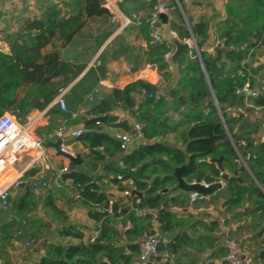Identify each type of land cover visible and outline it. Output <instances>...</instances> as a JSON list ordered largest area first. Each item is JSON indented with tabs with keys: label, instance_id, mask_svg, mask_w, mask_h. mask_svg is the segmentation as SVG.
<instances>
[{
	"label": "trees",
	"instance_id": "trees-1",
	"mask_svg": "<svg viewBox=\"0 0 264 264\" xmlns=\"http://www.w3.org/2000/svg\"><path fill=\"white\" fill-rule=\"evenodd\" d=\"M135 1L138 0H125L121 5L122 11L126 14L132 11L136 13L137 9L132 6ZM169 2L177 8L175 0ZM179 2L184 8L182 0ZM104 3L105 0H59V3L45 8L40 16L25 20L18 31L6 32L3 41L9 47V53L0 48V116L7 111L18 110L25 123L31 112L45 110L60 94L46 87L52 79L72 75L67 83L55 85L61 89L85 70V66L76 68L69 62H63L57 49L49 53H44V50L52 46L55 40L71 44L89 20L108 18L109 11L103 7ZM156 4L157 0H150L147 7L154 11ZM226 15L230 20H221L215 27L216 39L222 45L216 47L213 53L204 47L212 36L211 23L203 19L191 25L202 64L194 62L198 56L196 51L182 56V77L170 99L160 94L155 86L136 81L124 89L104 93L94 103L89 102L87 95L107 75L103 57L102 63L100 61L98 67L90 68L65 95L67 112H62L58 106L50 109L49 113L54 119H66L68 126L83 127L81 136L74 141L88 149L89 153L84 158L90 170L81 172L78 165L71 163V171L65 175V179L73 180L79 198L89 209L90 217L101 225L95 241L84 242L83 233L77 226L66 225L68 217L58 208L56 193H50L44 199L43 207L62 225L60 236L80 242L46 244V254L38 264H132L134 257L140 254L141 240L151 232L154 213L160 233L168 240L159 249L160 254L168 255V263L171 261L169 257H172L176 259L175 264H184L182 254L189 257V249L199 251L206 242L208 248L214 250L212 258L225 257L229 249L218 247V238L210 235L219 229L218 221L208 225L193 215L180 217L172 211L176 206L185 207L189 201L184 192L179 193L182 190L178 187L177 170L189 183L204 180L212 185L224 180L226 187L220 193L225 197L228 211L242 207L249 198L254 206L253 212H260L257 219L263 226L264 141L261 142L258 135L264 128V90L258 91V97L248 102L254 110H262L253 122L249 120L251 112L232 115L225 105H235L236 90L247 82L255 89L253 75L263 69H253L251 66L256 50L264 47V0H227ZM137 28L146 41V50L142 53L141 49L122 39L113 58H125L133 72L139 71L145 64H153L161 77L167 83L171 82L174 76L164 57L172 51V47L167 43L154 46L148 24ZM172 29L181 40L192 37L183 22H174ZM55 64L59 66L53 74L37 83L39 76ZM20 89L27 90L20 95ZM82 108L86 109L85 114L73 118V114ZM117 109L142 123L145 126V141L152 143H142L124 153L120 142L104 129L131 131L129 121H120L118 116L113 115ZM170 113L178 114L179 120L174 121ZM182 128H187L182 134L183 148L161 141L154 142ZM49 143L46 145L49 146ZM220 158L224 168L229 167L235 173L240 166V171L244 173L245 167L240 163L242 158L258 184L252 181L253 186H243L236 180L225 179L213 161ZM102 166L103 170L98 176L89 174ZM112 186L121 192L129 191L131 195L126 197L131 198L130 202L111 199L112 195L107 193V189ZM30 195L28 190L26 198L29 199ZM138 198L140 202H137ZM111 201L114 202L112 213L109 212ZM17 210H25L23 201ZM139 212L145 213L140 216ZM118 224L124 227L123 232L118 229ZM201 229L207 234L200 233ZM160 259L159 256L156 260ZM186 264H197V260L192 258Z\"/></svg>",
	"mask_w": 264,
	"mask_h": 264
},
{
	"label": "crops",
	"instance_id": "crops-1",
	"mask_svg": "<svg viewBox=\"0 0 264 264\" xmlns=\"http://www.w3.org/2000/svg\"><path fill=\"white\" fill-rule=\"evenodd\" d=\"M106 1H108V0H105V2ZM168 1L169 0H157L156 6L160 2L167 3ZM21 2H23V1H21ZM21 2L16 1V2L11 3V4H17V5L21 6L22 5ZM56 3H59V0H57ZM149 3H150V0H138V1H135L132 6H133V8L135 7L137 9L136 13L140 14L141 17L145 18V17H148L150 15V13L153 11L152 9L147 7ZM182 3L184 5V8H183L182 5L180 4L182 11H183V14H184V15L182 14V17H180L178 15V11H177L178 6H177V8H173V9L171 7H169L171 9L169 10L168 15L170 17L169 23H170L172 33H174L178 36V34L172 29V25L174 22H177V23L183 22L187 28L189 25V27L191 29L192 24H196V23H198L204 19V20L211 23L212 29H213L211 39L205 43L204 47L209 52L213 53L214 49L216 47H218L219 45H222L221 42H219L216 39L215 27L219 21L228 19L227 15H226L227 0H182ZM31 4H32L31 1H28V5L23 8L25 13L28 15L27 19L32 18V17H36V16H40V13H41V12H37L34 14L32 7H30ZM169 4H170L169 6H173L172 3L169 2ZM141 6H143V8ZM155 7H154V9H155ZM119 9L122 11V6ZM131 9H132V7L130 8V10ZM132 13H135V12L132 11L129 14H132ZM173 13H175V14H173ZM30 14H33V15H30ZM98 19H101V18H98ZM108 19H109V17H108ZM2 21L3 20L0 18V44L2 45V48H3L1 50L5 53H9V47L3 41L4 40L2 37L3 35L1 33L2 32L1 27L3 26ZM7 22L9 23L10 20L8 19ZM109 22H110V19H109ZM187 23H188V25H187ZM23 24L24 23H22V25ZM10 31L13 32L14 30H12V27L10 25L6 26L4 29L5 35H7L6 32H10ZM117 31H116V34H112L111 37L106 41L104 46L100 49L99 53H102L108 46H110L116 40L118 35H122V34H126V33L129 34L132 31L136 32L134 38L139 42V44H141L142 46H145V48L147 47L146 41L144 40V37L142 36V34H140L137 27L132 26L126 30L117 29ZM131 38H133V36ZM181 41H185V40H181ZM53 49L54 48H51V46H48L44 50V53H49ZM256 51L257 52H256V55L254 57V62H253L251 67L253 69H258L260 67L263 69L261 71H259L258 73H254V75H253L254 80H255V84H256L255 90H257V88H256L257 86L261 87V90H264V47L261 49H258ZM172 52H173V48H172ZM61 58H62V54H61ZM116 65H119L122 68L129 66L126 61L122 60L121 62L115 63L111 68H113ZM93 67H95V66L93 65ZM89 69H90V67L86 68V70L82 74V77L85 75V73ZM170 70L172 72L171 67H170ZM110 71H112V70L110 69ZM126 79L128 80V82L131 81V79L129 77H126ZM169 83H167L161 77V82H160V85L158 87L160 94L164 91V89L168 86ZM70 89H71V87L65 91L66 92L65 95L68 93V91ZM167 99H170V98H167ZM50 109H51V104H50V107L46 108L43 111L35 110V112H33V113L31 112L32 118L35 117V119L37 120V123L35 126H37L39 128V127H46L49 125V122L46 120V118H48V112L50 111ZM230 109H231V112L229 113L228 110H227V112L229 114H232V115H238V113H240V112H242L244 114H248V113H246L245 108L237 107L236 105L231 106ZM255 110H257V112H256L257 114L259 112L261 115L262 110L260 108H256ZM255 110L253 108V112ZM113 115L118 116L120 121H124V120L129 121L130 125H131L132 120L134 119L133 117H131L129 115V113H127L121 109L115 110L113 112ZM176 116H177L176 120H174V121L179 120L178 114H176ZM37 127H36V129H37ZM68 127H72L74 129H83L82 125H80V126H68ZM104 129L107 132H109L112 136H115L118 133L125 132V131L118 129V128H107V127H105ZM186 130H187V128H182L179 130V131H181V141L179 140L180 136L179 137L177 136L179 139H177L175 142L168 141V139H167L168 137H166L167 136L166 135L163 138H159V139L154 140V142H160L161 141V142H163L169 146H175V147L183 148L184 142H183V135L182 134ZM178 132H176V133H178ZM170 134H173V133H170ZM170 134H168V135H170ZM263 135H264V128L262 129V131L258 135V138H260L261 142H263V139H262ZM71 141H73L75 144L74 145H68L70 151L75 153L76 155L79 154L83 160V161L81 160V164L78 166V169L81 172L87 173L88 170H90V169H89L88 164H87V159L84 158V156L87 153H89V151L81 143L75 142L74 140H71ZM142 143L147 144V143H152V142H146L145 139L141 140V141H134L130 144L129 148L126 151H124V153H127V152L133 150L134 148L138 147ZM74 147H77L78 150L75 151ZM48 148H49L48 149L49 158L51 159V162L56 167L55 172H52L51 175L57 174L58 170H60L63 167H70L71 166V162L66 157H64L62 155H58L56 152V149L53 146L50 145V147H48ZM29 161H30V158L27 155H24L19 168L23 169ZM208 162H210V160H208ZM242 164L245 167V171H246L244 173H242L240 171L241 170L240 168H237L235 173L231 172L229 167L224 168L225 173L230 175V178H231L230 180H236L239 183V181H238V179H239L242 181L243 184H241V183L240 184L243 186L252 185V181H254L255 183L258 184V182L256 181L255 177L253 176V173L251 172L248 165L245 166L244 161H242ZM238 167H240V166H238ZM102 170H103V166L101 168H99L97 171L89 173V174L93 175V176H98L99 174H101ZM70 171H71V167H70ZM237 172H238V174L236 175ZM65 175L66 174L62 175V180L64 181V185H65L63 188L57 189V188H55V185L52 184L50 191L49 190H38L36 192H39V191L41 192V194L43 196L42 197L43 201L47 197V195H49L50 193H56L57 206L68 217V223H66V225L77 226L79 228V230L83 233V236H84L83 241L89 242V241H91L92 238H97L99 236L100 232L97 231V229L100 227L101 224L96 222L95 220H93L90 217L89 209L82 203L81 198H79V192L76 188L75 183L71 179H65ZM127 184L128 183H126L125 185H127ZM225 187H226V182H225L223 189ZM223 189L217 191L215 194H213L211 196H206L204 200L210 201L214 196L219 194L220 191H222ZM107 190H108L107 193L112 195L111 199H114L117 201L124 199V200H126V202H130L131 198L126 197L125 194L123 192H121L116 186L115 187H113V186L109 187ZM27 191H28V189L21 188V189H16L15 191L11 192V199H10V203H12L11 208H12V205L14 203H17V207H18L19 204L21 203V201H23L25 209H31L34 206V201L26 198ZM46 191H49V193H44ZM102 191H104V188ZM36 192H32V193H36ZM179 193L183 194L182 191ZM184 195L187 196L189 199L188 204L185 207H177V206L173 207L172 208L173 212L178 213L180 217H186L187 215H193L195 219H198V218L203 219L208 225H210L214 221H218L220 224L219 229L213 233H210V235L218 238V241L216 242V245L218 247L223 246L225 248H228L229 251L235 250L240 257L249 256L253 260L252 264H264V235L263 234L261 235V230H262V227H264V224H263V226L261 224H259L257 217L260 215V212L259 211L253 212L254 206H252V203L249 200V198H246V200L243 203V206L240 208H234L231 211H228L227 207H225L227 209V213H225V211L222 210V212H224V217H225V220H223L224 222L222 225L221 221L214 219V216H213L214 213H213L212 209L200 208V209L195 210V211H193L192 209H189L188 208L189 206L190 207L193 206L190 202L191 193H184ZM225 206H226V203H225ZM11 208H10V211L7 213H0V218H1L0 219V257L4 260L5 264H38L41 257H43L46 254L45 247H43L42 245L36 246L35 242H31V244H32V248H30V249H32L31 254L21 256L23 254L19 250H17L15 244H17V242H18V238L21 239V238L25 237L24 238L25 240H23L22 244H24V246L26 247L27 238L25 236V231L21 229L22 225H24V222H23V220H21V222L17 221V218H19V216L16 215L17 214L16 210H13ZM144 213L145 212H139L138 214L140 216H142V215H144ZM153 215H154V217H153V220H151V224L153 227L157 226L159 229V223L157 220V215L155 213ZM50 219H51V222L49 223L50 225L48 226V228L51 227L53 233H54V231H58L59 229L61 230L62 225H60L55 220L56 218L51 214H50ZM53 219H54V221H53ZM17 227H19V229L17 230V234L12 233L11 230L13 228H17ZM117 227L122 232L124 231V227L122 226V224H118ZM153 227H152V229H153ZM20 230L23 231V233H24L23 236H18V232ZM60 230L58 232H60ZM219 231H221V232L218 233ZM200 233L207 234V232L204 231L203 229L200 230ZM56 234H57V232H56ZM145 236L143 237V239L145 238ZM57 238H59L58 241H60V242L54 243L53 240H56ZM143 239L141 240V242L143 241ZM79 242H80L79 240H76L73 238L58 237L57 235L55 237V235H54V238L51 240L50 243L64 244L65 245V244H69V243L77 244ZM141 242H140V244H141ZM189 251H191V250L189 249L187 251V254L189 253V257H185V253H183L181 256L182 259L185 260L184 264H186L187 261L192 259V258H195L197 260V264H228L225 261L226 256L223 258H220V259L212 258L211 255H212L214 250L208 248V242H206L204 248H202L199 251H195V250H192L191 252H189ZM3 253H6V255ZM4 257H6L7 259H5ZM160 257L162 259L165 257L167 264H175L174 260H176V259H174L172 257H169V259L171 261H170V263H168V261H167L168 255L167 254H160ZM136 261H138V262H136ZM156 261H158V260L151 261L148 264H153ZM132 264H140L139 255L134 257Z\"/></svg>",
	"mask_w": 264,
	"mask_h": 264
},
{
	"label": "built area",
	"instance_id": "built-area-1",
	"mask_svg": "<svg viewBox=\"0 0 264 264\" xmlns=\"http://www.w3.org/2000/svg\"><path fill=\"white\" fill-rule=\"evenodd\" d=\"M124 1L125 0H108L104 3L103 7L109 11L110 23L120 30H126L132 26L140 27L146 23L150 27V33L153 39L152 44L161 41V38L157 35L159 29L158 25L161 23L160 14H168L169 10L174 7L170 6L171 8H169L167 3L160 2L155 7L154 11L151 12L148 17L144 18L138 13L126 14L121 11L119 8ZM175 2L177 6H180L178 0H175ZM189 28L188 25V29ZM187 41L190 42L193 51L198 50L200 54L198 44L195 43L192 37L187 39ZM171 55L172 51L166 53L164 57L165 60L168 61ZM99 65L100 61L97 66ZM150 75H155L159 81L156 83L152 82V76ZM126 77H129L131 81L128 82ZM136 81H143L158 88L161 82V75L153 64H146L137 72H133L130 66L122 68L119 65H116L112 68L111 73L100 79L98 85L87 95L86 99L89 102L94 103L102 98L104 93L114 89H123L130 83ZM65 93L66 92H63L58 95L51 104V107L58 106L62 112H67L68 109L65 100ZM258 95L259 92L253 89L248 82L243 87L236 90L237 98L243 96L245 106H250L248 104L249 100L258 97ZM29 116L25 123L22 122L20 111L18 110L7 111L0 116V213H7L10 211V197L13 189L26 188L31 192H36L38 190H50L52 184L55 185V188L60 189L65 186L64 181L62 180V175L70 172V167H63L58 170L57 174L51 175L52 172H55L56 167L51 162L49 156H47L43 141L35 134L37 120ZM76 116L77 114H73V118ZM221 119L225 125L223 116H221ZM131 127L132 129L130 132L118 133L114 136L115 139L120 142L122 151H126L132 142L145 139V126L142 123L133 119ZM81 134L82 129L61 126L55 133L48 136V142L56 143L60 140L61 152L68 153L75 157L76 154L70 151L67 143L71 140L78 139ZM262 139L264 141V135ZM56 152L60 155L57 150ZM24 155H27L30 158V161L23 169H20L19 166ZM68 160L70 161V159ZM242 161L244 160L241 158L240 163H242ZM219 182L224 185V180H220ZM200 183L205 187L211 185L204 180ZM123 193L125 196L131 195L129 191ZM204 197L205 196L196 193H191L190 202L193 205L198 199ZM140 201L141 199L138 198L137 202ZM113 203V201L110 202L109 212L111 213ZM21 220L22 219L17 218L18 222H21ZM23 234L22 230L18 232V236H23ZM91 241L94 242L95 238H92ZM167 242V238L160 233L158 227H153L151 232L145 236L140 244V264H148L151 261H155L160 256V247ZM26 247L31 248V242H27ZM225 261L228 264L253 263L252 258L249 256L240 257L235 250H230L228 252ZM0 264H5L1 257Z\"/></svg>",
	"mask_w": 264,
	"mask_h": 264
},
{
	"label": "rangeland",
	"instance_id": "rangeland-1",
	"mask_svg": "<svg viewBox=\"0 0 264 264\" xmlns=\"http://www.w3.org/2000/svg\"><path fill=\"white\" fill-rule=\"evenodd\" d=\"M16 1L18 2L23 1L21 2L22 5L19 6L17 4H11ZM21 1L20 0H0V18L3 20L2 21L3 26L1 27L2 28L1 33L3 35L2 36L3 39L6 38V35L4 32V29L6 26L10 25L12 27V30H14L13 32L18 31L22 27V23H24V21L28 17V15L23 10V8L28 5V1H31L32 3L30 7H32L34 14L37 12H42L43 10H45V8H47L50 5L56 4L57 2V0H28V1L21 0ZM177 11H178V15L182 17L183 11H182L181 6H178ZM30 15H33V14H30ZM8 19L10 20L9 23L7 22ZM117 29H118L117 27H115L109 22L108 18L91 19L87 22V25L85 26L83 31L76 36V38L71 44L66 45L60 40H55L51 48L59 50L62 54V61L69 62L73 67H76V68L80 66H85L86 68L88 67L93 68V65L95 67H98L97 66L98 62L101 61L103 57H105L107 74H109L111 72L110 69L112 70L111 67L115 63L121 62L122 60L127 62L125 58H119V59L113 58L114 52L119 48V43L122 39L126 41L127 43H129L131 46H134L137 49H141L142 53L147 48L139 44V42L134 38L136 32L132 31L129 34L126 33V34L118 35L116 40L110 46H108L102 53H99L100 49L104 46V44L111 37V35L116 34ZM104 36H106V39L102 43H100L101 40H103ZM132 36L133 38H131ZM0 48L3 49L2 45L0 46ZM58 66L59 64H55L50 69H48L46 72L41 74L37 80V83H40L42 79L46 77H50L53 74V72L58 68ZM84 71L78 77L74 78L71 81V83H69L64 88L59 89V86H55V85L61 82L62 84L67 83V80L71 79L72 77L71 74H69L67 77H60V78L52 79V81L46 87H48L52 92L59 91L58 93L61 94L65 92L67 89H69L70 87H73V85H75L76 83H78L79 80L82 78V74L84 73ZM256 88L258 91L261 90V87L259 86H257ZM26 90L27 89H20L18 92L20 95H23ZM53 101L50 104H52ZM50 104L47 106V108L50 107ZM85 110H86L85 108H82L76 114L83 115L85 114ZM256 112L257 110H255L254 112L253 111L251 112V115H249L250 121L253 122L257 119V117H259L260 113L258 112L257 114ZM32 113L30 114L29 117H32ZM170 116L172 117L173 120H176L177 116L175 113H170ZM46 120L49 122V125L46 127H39V128L36 126L37 129H35V134L37 137H39L43 141V145H44V148L46 149L47 156H49L48 147H50V145L49 146L46 145L48 143V136L52 133H55L59 127L68 126L69 121L66 119H54L49 112H48V118H46ZM177 136L178 137L180 136V139ZM166 137H168L167 138L168 141H171V142H175L177 139L181 141V131H179L178 133L167 135ZM67 144L74 145L75 143L73 141H70ZM74 150L77 151L78 148L74 147ZM224 185H225V181H224ZM15 190L16 189H13L11 192ZM49 191H46L44 193H49ZM42 197L43 196L40 191L36 193L31 192L29 199L34 201V206L31 209H25L22 212H20L17 210L18 209L17 203H14L11 209L16 210L17 212L16 215H18L19 218H21L24 222V225H22L21 229L25 231L27 242H35L36 246L42 245L43 247H45L46 244L51 242V240L54 238V235L55 237L56 235L58 237H61V236H60V233L58 232L60 229L58 231H54L53 233L51 227L50 229L48 228V226L50 225L49 223L51 222V219H50L51 213L43 207ZM204 199L205 197L202 199H198V201L195 202L193 206L191 207L187 206V207L189 209H192L193 211L198 210L200 208L212 209L214 213L213 214L214 219L221 221V224L223 225V222H224L223 220H225V217H224V212H222V210H224L225 213H227V209L225 208L226 206L224 202L225 201L224 195L219 193L216 196H214L210 201H207ZM152 227L150 231L152 230ZM18 229L19 227L13 228L11 232L14 234H17ZM220 232L221 231H219L218 233ZM24 238H21V239L18 238V242L17 244H15L17 250H19L23 254L21 256L31 254V250H32L30 248L25 247L24 244H22L23 240H25ZM58 239L59 238H57L56 240H53L54 243L60 242L58 241ZM3 254L6 255V253H3ZM4 258L7 259L6 257ZM153 264H167V262L165 258L163 259L161 258L160 260L156 261Z\"/></svg>",
	"mask_w": 264,
	"mask_h": 264
},
{
	"label": "water",
	"instance_id": "water-1",
	"mask_svg": "<svg viewBox=\"0 0 264 264\" xmlns=\"http://www.w3.org/2000/svg\"><path fill=\"white\" fill-rule=\"evenodd\" d=\"M167 5L169 6V1L167 2ZM170 7V6H169ZM160 18H161V23L158 25V31H157V35L161 38V41H158L156 43H153L154 46H158L160 44L163 43H167L169 44L172 48H173V52L172 55L170 56V58L168 59V63L172 69L174 78L172 79V81L168 84V86L164 89V91L161 93L163 96L170 98L172 95V92L174 90L177 89V87L179 86L180 80H181V72H180V59L182 58V56L185 53H191L193 51V48L190 44L189 41L185 40V41H181L180 38L172 33L171 31V27H170V17L167 13H162L160 14ZM227 20H230L229 18ZM190 32L191 29L189 28ZM192 39L196 42V39L194 38L192 32ZM198 53V56L194 59L195 63H200L202 64V61L200 59V54L198 52V50H195ZM149 95V94H147ZM216 103H218L216 101ZM235 105L237 107H241V108H245L246 113H250L253 111V107L252 106H245L244 103V98L243 96H239L236 100ZM232 106V103H230L229 105H225V108L228 109V112H231L230 107ZM220 111V110H219ZM220 115H221V111H220ZM247 123L245 122L244 125H246ZM60 144L61 141H57L56 143H49V145L53 146L60 155L65 156L66 158L70 159V161L75 164V165H80L81 164V156L79 154H77L75 157L68 154V153H63L60 150ZM217 163L221 173L224 175L225 179H231L230 175H228L227 173H225V169L222 166V158L220 159H215L213 160ZM240 168V167H238ZM238 174V172L236 173V175ZM177 180H178V187L182 190V192L184 193H196L198 195H202V196H211L213 194H215L217 191L223 189L224 185L221 182H216L212 185H210L209 187H205L204 185H202L201 183H189L187 182L183 177H182V172L177 170L175 173ZM239 183L243 184L241 180H239ZM252 186V185H250ZM50 229V227H49Z\"/></svg>",
	"mask_w": 264,
	"mask_h": 264
},
{
	"label": "bare ground",
	"instance_id": "bare-ground-1",
	"mask_svg": "<svg viewBox=\"0 0 264 264\" xmlns=\"http://www.w3.org/2000/svg\"><path fill=\"white\" fill-rule=\"evenodd\" d=\"M150 76H152V77H151V81H152V82L156 83V82L158 81V79L156 78L155 75H150Z\"/></svg>",
	"mask_w": 264,
	"mask_h": 264
}]
</instances>
